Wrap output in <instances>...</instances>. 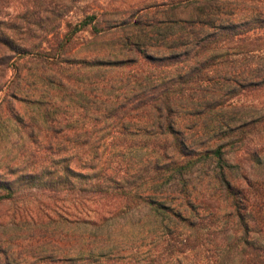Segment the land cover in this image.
Wrapping results in <instances>:
<instances>
[{"label":"trees","instance_id":"trees-1","mask_svg":"<svg viewBox=\"0 0 264 264\" xmlns=\"http://www.w3.org/2000/svg\"><path fill=\"white\" fill-rule=\"evenodd\" d=\"M81 1L0 0V123L6 112L24 132L19 152L31 154L10 174L54 201L69 177L80 180L84 187L65 191L84 225L144 205L166 224L147 243L161 249L139 257L143 239L134 248L112 247L107 238L87 236L64 245L61 233H52L62 208L37 201L42 232L21 243L0 238V264H264V112L238 120L230 108L238 96L264 94V0H111L120 5L109 12L117 19L101 18L108 14L101 5L74 27L106 36L111 48L70 53L61 27ZM188 7L195 15L175 18ZM15 103L36 115L26 124ZM184 117L193 123L182 131L175 124ZM107 131L136 137L133 146L153 152L100 151L114 145L105 141ZM124 139L115 148L132 147ZM226 147L242 152L235 165L225 162ZM39 153L47 168L33 170ZM207 160L215 170L204 194L186 182L159 185ZM20 187L0 179V206H13ZM21 214L6 219L17 227L30 218Z\"/></svg>","mask_w":264,"mask_h":264},{"label":"rangeland","instance_id":"rangeland-1","mask_svg":"<svg viewBox=\"0 0 264 264\" xmlns=\"http://www.w3.org/2000/svg\"><path fill=\"white\" fill-rule=\"evenodd\" d=\"M111 0H82L81 2L77 3L75 5V8L72 10L71 13L68 14V16L64 19V23L61 27V32L64 34H69V43L67 44L68 52L70 53H89L92 51H98L100 50H107L110 47V41L107 39V37L100 35V36H94L90 27H85L81 31L74 30V27L78 25V21H80L85 13H90L92 10L99 11V8L101 5H107V11L108 14H105L103 19L110 20L117 19V15H111V11L118 8L119 3L116 4H110ZM182 9V8H181ZM178 10L176 13L175 18H188L190 15H195L194 8L188 7L187 9L183 8L182 10ZM257 33H262L261 31H258ZM260 48L264 49V42L260 44ZM261 56L264 58V50L260 51ZM141 64L144 65V63L141 61ZM12 78V73L8 72L7 79ZM202 86H205V84H202ZM190 87H193L190 86ZM4 97V92L0 93V101ZM59 100V99H57ZM264 94H260V92L254 94V95H241L237 98H234L233 105L230 107L232 116L235 117L238 120H249L255 116H258L262 112H264ZM1 109L5 110V104L0 103ZM15 108L18 110H21L20 115L23 116L25 123H28L27 118H30L31 116H35L36 109H33L30 105L25 104L24 106L19 105L17 103L14 104ZM5 116L2 119V122L0 123V179L12 182L14 181L15 184L19 183L20 192L15 198V203L13 206H10V204L4 203L0 206V238L4 240H9L10 242L14 243H21L24 239H27L29 235H37L39 232L36 229H43L44 227L40 226V223L35 221V219H39L37 217V209L40 208V204H38L37 201L43 202L45 201L44 205H53L56 204V206L62 208V221L56 225L57 231H52V233L60 232L64 245H68L70 247H75L79 244L80 238L82 236L87 237H104L109 239V244L107 246L116 247L120 244H124L129 247H137L140 239L144 240V246L142 247L141 251L137 256L141 257L142 254L148 250H152V253H157L161 248V246L158 247V244H153L152 246H147L148 242L152 238L151 233L154 231H164L162 228V225H166L162 217L154 215L148 207L144 205H140L139 207H134L128 210H124L121 213L113 214L111 217H108L101 223L97 224L96 226L92 225H84L82 223H77L75 217L78 216V214L73 211L72 208H70V204L72 200L68 196L67 190L73 187L76 191L84 186H81L80 180L74 179L69 177L68 178V185L67 187H62L63 194L59 195L58 200H53L52 198L50 200L47 199L46 196H50L48 192H42L41 189H37L35 184L33 182L28 181H16V177L18 175H11L10 171L14 168L16 169H22V161L23 160H30L31 154H24L22 152H19L20 144L18 143V137L20 133L18 130H16V126L10 122L9 119H7L8 114L6 115V112L3 113ZM185 123L182 121H178L175 124V127L177 129H181L184 131L185 127H191L193 121L185 118ZM195 122L201 124L203 121H205V118L194 120ZM25 132L30 131V129H25ZM109 131L104 132V135H106L107 138H105V141L107 144L114 145L109 146L106 145L103 148H100V151H105L106 153H117L120 152V154L125 155H140L144 156L146 154H149L153 152L151 146L144 145L138 148L139 146H133L132 141H129L130 139H136V137L131 136H123L122 134H113L111 136H107ZM188 134L194 133V131L187 132ZM25 135V134H24ZM43 135V134H42ZM41 135V136H42ZM141 135V134H140ZM211 136V134H207ZM208 136V137H209ZM142 137V136H141ZM127 140H125V139ZM121 139H124L127 144H129L132 147H129V149L126 148H115V144L118 143ZM27 145H30V143L25 139L24 140ZM160 138L157 139V143L160 144ZM226 140L221 141H215L216 145H221ZM150 141L145 142V144H148ZM121 149V150H119ZM205 148L199 149L198 152L203 150ZM186 152H190V149L186 150ZM131 153V154H130ZM194 154H197L196 152H192ZM242 155V152H238L236 150H232L229 147H226L224 149V155L223 158L226 163L230 165H235L237 163L238 158ZM38 156L40 157L39 162H37V165L35 164L33 170H40L42 167L47 168L46 166V159L44 158V154L39 153ZM194 161V158H192ZM116 164L112 162L108 167L105 166L107 169V173H109ZM215 170V163L212 160L203 161L200 164H196L194 166L188 167L187 169L183 170L182 175H173L171 176V180L168 184H159L163 185V188L168 189L169 186H173L174 188H180L184 182L187 183L188 187H194L195 189L201 191L202 194H204L203 189H206V185L208 183V176L212 174V172ZM27 173V172H25ZM92 174V173H91ZM38 183H42L38 182ZM191 184V185H190ZM172 191V190H171ZM109 203V202H107ZM105 203V204H107ZM110 204L113 205L114 202L110 201ZM43 205V204H41ZM16 212L17 214H21L22 212H27V215L30 216V218H25L22 220L26 221V223H21L17 227L12 225L8 222L6 219L7 217L11 216L12 213ZM23 215V214H21ZM32 217V218H31ZM30 220H33V222H28ZM166 222V220H165ZM34 239V243L32 246H38L36 243V238ZM139 239V240H138ZM106 246V247H107Z\"/></svg>","mask_w":264,"mask_h":264}]
</instances>
